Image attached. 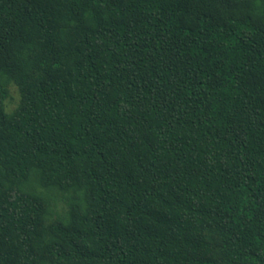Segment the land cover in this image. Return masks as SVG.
<instances>
[{"label": "trees", "instance_id": "trees-1", "mask_svg": "<svg viewBox=\"0 0 264 264\" xmlns=\"http://www.w3.org/2000/svg\"><path fill=\"white\" fill-rule=\"evenodd\" d=\"M0 264H264V0H0Z\"/></svg>", "mask_w": 264, "mask_h": 264}, {"label": "rangeland", "instance_id": "rangeland-1", "mask_svg": "<svg viewBox=\"0 0 264 264\" xmlns=\"http://www.w3.org/2000/svg\"><path fill=\"white\" fill-rule=\"evenodd\" d=\"M12 97L6 102L8 111H11L18 103V93L15 89L11 91Z\"/></svg>", "mask_w": 264, "mask_h": 264}]
</instances>
